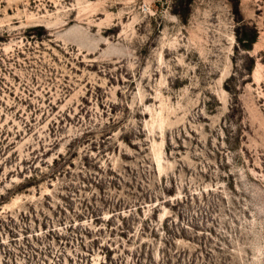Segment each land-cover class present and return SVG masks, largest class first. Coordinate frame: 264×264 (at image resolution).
Segmentation results:
<instances>
[{
    "label": "rangeland",
    "instance_id": "1",
    "mask_svg": "<svg viewBox=\"0 0 264 264\" xmlns=\"http://www.w3.org/2000/svg\"><path fill=\"white\" fill-rule=\"evenodd\" d=\"M0 264H264V0H0Z\"/></svg>",
    "mask_w": 264,
    "mask_h": 264
}]
</instances>
